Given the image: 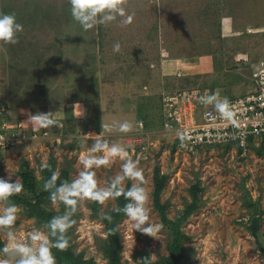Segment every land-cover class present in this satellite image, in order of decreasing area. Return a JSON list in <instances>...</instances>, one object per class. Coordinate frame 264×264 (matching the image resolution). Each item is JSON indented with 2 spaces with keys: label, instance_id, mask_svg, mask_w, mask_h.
I'll list each match as a JSON object with an SVG mask.
<instances>
[{
  "label": "rangeland",
  "instance_id": "374dc122",
  "mask_svg": "<svg viewBox=\"0 0 264 264\" xmlns=\"http://www.w3.org/2000/svg\"><path fill=\"white\" fill-rule=\"evenodd\" d=\"M70 7L69 0H0V12L15 13L24 29L19 43H0V97L8 120L22 121L29 132L30 113L52 112L62 123L38 130L37 138L30 132L17 147L0 151V178L11 174L12 182L21 181V166L28 161L42 186L41 168L53 159L57 172L71 168L72 180L82 170L81 154L93 143L85 135L101 132L102 120H128L131 132L105 131L104 136L139 162L151 220L161 227L159 238L150 237L134 232L124 216L119 222L124 264H140L141 250L152 260L168 255L169 230L153 207L156 163L168 175L162 201L170 202V218L192 201V185L200 180L204 187L200 207L182 225L187 238L180 264H264V136L250 142L246 155L235 145L205 146L192 154L180 146L177 131L166 129L162 109L166 96L178 91L198 89L234 99L254 90L253 72L264 59V0H129L130 25L121 26L117 17L88 31L72 18ZM117 42L121 50L115 53ZM121 163L95 170L100 187L120 173ZM47 200V208L61 209V203ZM248 203H257L258 211ZM115 205V200L100 205V213ZM4 206L0 203V210ZM17 206L14 231L21 240L27 243L33 230L47 233ZM77 212L74 251L92 264H108L102 216L89 201ZM252 218H258L257 236L248 229ZM0 242L4 260L5 229Z\"/></svg>",
  "mask_w": 264,
  "mask_h": 264
},
{
  "label": "clouds",
  "instance_id": "9594fccd",
  "mask_svg": "<svg viewBox=\"0 0 264 264\" xmlns=\"http://www.w3.org/2000/svg\"><path fill=\"white\" fill-rule=\"evenodd\" d=\"M128 2L129 0H69L72 18L85 31L98 24L107 26L116 21L117 17L121 18V26L130 25L133 22V15L126 13ZM23 30V25L17 21L15 13L0 12V43L10 45L19 43V35ZM120 50V43H115L113 52L118 53ZM199 102L205 107L212 106L226 125L236 129L242 127L241 121L236 118L235 107L230 104L227 98L222 100L217 94H205L200 97ZM60 110H63V106ZM52 115V112L30 113L27 122L31 125L33 132L54 126L62 127V123L53 119ZM83 115L84 110L78 114V118ZM213 126L218 127L215 124ZM113 130L129 133L133 130V124L128 120L113 121L111 124L104 123L102 120V131L99 134H86L83 138L84 140L91 139L93 143L87 153L81 154L78 162L82 165V170L76 177L71 181L66 180L57 185L58 175L53 173L43 185V190L50 194L49 199L53 206L62 203L66 211L63 215L54 216L46 222L47 233L38 229L33 230L29 234L27 243L21 240L14 231L18 206L9 203L13 195L23 191V185L19 178L12 182L11 174L7 179L0 178V203L5 205L0 210V229L6 230L8 241L2 249L6 259L0 260V264H56V257L52 249L56 248L60 251L68 249L67 233L75 224L72 217L85 201L105 205L123 195L127 203L122 209L117 208L116 211L123 212L126 217L125 222L134 232L139 231L144 235L159 238L157 233L161 226L151 220L149 207L151 197L146 187L144 171L138 166L139 162L131 158L124 146L116 142L110 143L104 136L105 131ZM176 134L182 147L185 146L186 141L192 139V136L186 131L178 130ZM240 135L242 136L243 132ZM215 139H221L220 135L218 134ZM117 160L122 162L120 173L115 175L107 186L100 187L95 170L108 168ZM125 180L132 182L130 188L125 189ZM103 218L109 221L112 219L107 215Z\"/></svg>",
  "mask_w": 264,
  "mask_h": 264
},
{
  "label": "trees",
  "instance_id": "16d2710c",
  "mask_svg": "<svg viewBox=\"0 0 264 264\" xmlns=\"http://www.w3.org/2000/svg\"><path fill=\"white\" fill-rule=\"evenodd\" d=\"M42 172L44 179L42 180V186L37 179L35 170L30 166L28 161H24L21 166L20 177L25 193L13 195L10 198V202L23 207L26 216L34 217L37 219L40 225L45 226L46 222L52 217L57 215H63L66 211L65 206L61 203V209L58 211L47 208L46 202L49 199V192L43 190V185L51 178L53 173L58 175L56 181L57 185L62 184L64 181H71V168L62 167L57 172L56 163L53 159L47 163V166H42ZM168 175L164 174L161 170L159 163L155 164L153 170V207L158 212L162 224L169 230V239L167 241L168 255L160 260H152L148 250H141L140 264H180L185 257L186 247L185 240L187 234L183 231L182 225L188 218L200 207L201 194L204 191V187L201 185V181H197L196 184L190 188V194L192 201L187 203L185 208L177 214L175 219H172L168 215L170 207L169 201H162V192L167 184ZM131 181H129L125 189L131 187ZM116 205L107 213H100V204L91 202L93 212L102 216V221L107 233L106 242L102 245V249L108 258V264H124L122 259V237L119 230V222L124 218L122 211H116L117 208H123L127 203L124 196H120L116 200ZM248 205L254 209V212L258 211L257 203H248ZM111 216V221L103 218V216ZM75 220V224L78 220V212L72 217ZM75 224L68 230L67 236L69 239V247L66 251H60L56 248L52 249L56 257V264H92L83 259L82 254H78L74 251L71 244L72 235L75 228ZM249 231L253 235L257 236L259 224L258 218H252L251 224L248 226ZM258 239V238H257ZM2 245V242H0ZM264 256V249L262 250Z\"/></svg>",
  "mask_w": 264,
  "mask_h": 264
},
{
  "label": "built area",
  "instance_id": "2783aa9c",
  "mask_svg": "<svg viewBox=\"0 0 264 264\" xmlns=\"http://www.w3.org/2000/svg\"><path fill=\"white\" fill-rule=\"evenodd\" d=\"M253 77L255 88L252 92L228 99L237 111L236 118L242 124L240 129L226 125L212 106L202 105L199 102L200 97L210 92H202L198 89H190L189 92L178 91L166 96V100L162 101L166 129L186 131L191 135L192 139L186 141L183 147L192 154L199 148L216 145H235L243 155L248 154L250 142L264 136V59L253 72ZM218 97L225 99L219 95ZM1 100L0 97V151H3L9 147H17L28 138L31 131L23 127L22 121L13 125L11 120H8L7 106ZM214 124L218 127H214ZM140 125H143L142 122ZM36 132H31L33 138H37ZM46 132H39V135ZM241 132H243L242 136ZM90 133L100 132L92 130ZM218 134L221 137L219 140L215 139ZM234 136L236 138H233ZM179 144L181 146V141Z\"/></svg>",
  "mask_w": 264,
  "mask_h": 264
},
{
  "label": "crops",
  "instance_id": "0c3cea01",
  "mask_svg": "<svg viewBox=\"0 0 264 264\" xmlns=\"http://www.w3.org/2000/svg\"><path fill=\"white\" fill-rule=\"evenodd\" d=\"M75 102V101H74Z\"/></svg>",
  "mask_w": 264,
  "mask_h": 264
}]
</instances>
